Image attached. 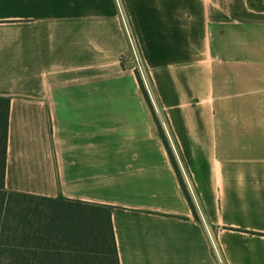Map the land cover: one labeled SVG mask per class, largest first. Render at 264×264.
Masks as SVG:
<instances>
[{
	"label": "crops",
	"instance_id": "0c3cea01",
	"mask_svg": "<svg viewBox=\"0 0 264 264\" xmlns=\"http://www.w3.org/2000/svg\"><path fill=\"white\" fill-rule=\"evenodd\" d=\"M0 96L5 188L112 207L120 264H264V0H0Z\"/></svg>",
	"mask_w": 264,
	"mask_h": 264
},
{
	"label": "trees",
	"instance_id": "16d2710c",
	"mask_svg": "<svg viewBox=\"0 0 264 264\" xmlns=\"http://www.w3.org/2000/svg\"><path fill=\"white\" fill-rule=\"evenodd\" d=\"M136 75L183 193L196 216L149 93L139 72ZM10 103V98L0 96V253L7 255L4 256L7 264H120L112 207L5 188ZM3 215L6 217L2 218Z\"/></svg>",
	"mask_w": 264,
	"mask_h": 264
},
{
	"label": "rangeland",
	"instance_id": "374dc122",
	"mask_svg": "<svg viewBox=\"0 0 264 264\" xmlns=\"http://www.w3.org/2000/svg\"><path fill=\"white\" fill-rule=\"evenodd\" d=\"M139 71V70H138ZM139 74H140V71H139ZM140 77H141V79L143 80V83L145 84V87H146V89H147V91H148V93H149V96H150V98H151V101H152V104H153V106H154V109H157V108H159L158 107V105H157V103H156V101H155V99H154V96H152V90H151V85H150V82H149V80H148V78L146 77V82L147 83H145L144 82V79H143V77H142V74H140ZM3 214L4 215H7V211H4L3 212ZM2 216V218H5L6 216ZM4 256H7V255H5V254H3V253H0V264H7V261H8V259H7V257H4Z\"/></svg>",
	"mask_w": 264,
	"mask_h": 264
},
{
	"label": "built area",
	"instance_id": "2783aa9c",
	"mask_svg": "<svg viewBox=\"0 0 264 264\" xmlns=\"http://www.w3.org/2000/svg\"><path fill=\"white\" fill-rule=\"evenodd\" d=\"M131 42L134 43L132 37H131ZM138 70L140 71V74H142V77H143V79H144V82L147 83V82H146L147 74H146V72H145V70H144V67H143L142 63H140V61H139V63H138ZM147 78H148V77H147Z\"/></svg>",
	"mask_w": 264,
	"mask_h": 264
}]
</instances>
